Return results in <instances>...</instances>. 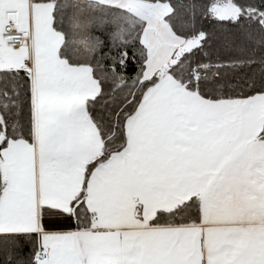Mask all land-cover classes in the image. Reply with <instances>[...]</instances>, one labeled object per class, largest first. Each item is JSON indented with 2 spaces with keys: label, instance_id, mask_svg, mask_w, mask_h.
<instances>
[{
  "label": "snow or ice",
  "instance_id": "6c2138e0",
  "mask_svg": "<svg viewBox=\"0 0 264 264\" xmlns=\"http://www.w3.org/2000/svg\"><path fill=\"white\" fill-rule=\"evenodd\" d=\"M0 264H264V0H0Z\"/></svg>",
  "mask_w": 264,
  "mask_h": 264
},
{
  "label": "trees",
  "instance_id": "16d2710c",
  "mask_svg": "<svg viewBox=\"0 0 264 264\" xmlns=\"http://www.w3.org/2000/svg\"><path fill=\"white\" fill-rule=\"evenodd\" d=\"M133 73L131 71H129L128 75H132Z\"/></svg>",
  "mask_w": 264,
  "mask_h": 264
}]
</instances>
